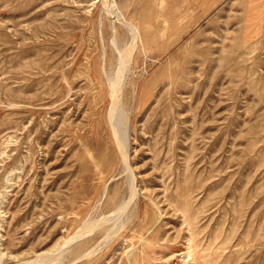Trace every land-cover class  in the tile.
I'll return each mask as SVG.
<instances>
[{
  "label": "rangeland",
  "instance_id": "1",
  "mask_svg": "<svg viewBox=\"0 0 264 264\" xmlns=\"http://www.w3.org/2000/svg\"><path fill=\"white\" fill-rule=\"evenodd\" d=\"M0 264H264V0H0Z\"/></svg>",
  "mask_w": 264,
  "mask_h": 264
},
{
  "label": "bare ground",
  "instance_id": "2",
  "mask_svg": "<svg viewBox=\"0 0 264 264\" xmlns=\"http://www.w3.org/2000/svg\"><path fill=\"white\" fill-rule=\"evenodd\" d=\"M130 24V23H129ZM132 25V24H131ZM133 26V25H132ZM134 27V30H132V35H131V41H130V43L132 44L133 42H136L135 40L139 37V35H138V30L136 29V27L135 26H133ZM131 34V33H130ZM126 45V44H125ZM136 45V44H135ZM128 46H129V42H128ZM129 47H131V45L129 46ZM125 48V47H124ZM133 50V49H132ZM130 53H131V50H130V48L128 49V48H125V49H121L120 50V55H119V62H120V66L122 67L123 66V64H124V61L130 56ZM86 68V67H85ZM121 69V68H120ZM89 73V72H88ZM85 75H87V74H85ZM117 79V78H116ZM114 109H116V104H115V101L113 100V102H112V105H111V109H110V115H111V113H112V111L114 110ZM95 162V161H94ZM100 163H101V161H100ZM104 164V163H103ZM99 165H101V164H99ZM96 168V167H95ZM94 168V169H95ZM97 168H99L98 166H97ZM94 171V170H93ZM101 175H103V173H101ZM100 175V176H101ZM96 177V176H95ZM93 179V178H92ZM98 181H99V178H98ZM188 195V194H187ZM186 196V195H185ZM89 201V200H88ZM187 202V201H186ZM81 204V203H80ZM83 204V203H82ZM84 205V204H83ZM67 215V214H66ZM67 218V217H66ZM67 221V220H66ZM90 224V223H89ZM92 224V223H91ZM90 224V225H91ZM86 227V226H85ZM83 228V227H82ZM91 228H92V226H91ZM86 229V228H85ZM87 230H89L88 228H87ZM90 231V230H89ZM83 234L82 233H79V234H77L76 235V237H80V236H82ZM212 244V243H211ZM208 252V251H207ZM210 252V251H209ZM190 253V252H189ZM189 255V254H188ZM187 255V256H188ZM195 257V256H194ZM51 260V259H50Z\"/></svg>",
  "mask_w": 264,
  "mask_h": 264
}]
</instances>
